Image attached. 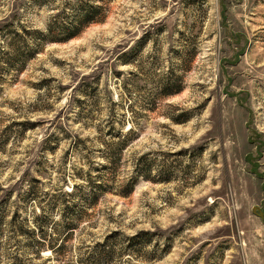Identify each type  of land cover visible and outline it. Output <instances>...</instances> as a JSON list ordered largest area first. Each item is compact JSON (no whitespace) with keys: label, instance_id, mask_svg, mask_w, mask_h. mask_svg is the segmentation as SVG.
I'll return each mask as SVG.
<instances>
[{"label":"rangeland","instance_id":"obj_1","mask_svg":"<svg viewBox=\"0 0 264 264\" xmlns=\"http://www.w3.org/2000/svg\"><path fill=\"white\" fill-rule=\"evenodd\" d=\"M75 1L0 0V27L49 36ZM79 1L106 18L45 44L0 93V264H84L108 241L106 264H264V0ZM109 121L139 134L112 192L59 253L36 255L17 231L39 216L64 238V193H87Z\"/></svg>","mask_w":264,"mask_h":264},{"label":"trees","instance_id":"obj_2","mask_svg":"<svg viewBox=\"0 0 264 264\" xmlns=\"http://www.w3.org/2000/svg\"><path fill=\"white\" fill-rule=\"evenodd\" d=\"M76 1L67 3L66 6L70 10L78 11L79 14L69 18L64 26V30L58 27V23H54L58 31L56 33V31H53L55 28L50 27L49 36L37 30H30L24 25H20L18 28L13 20L11 22H5L0 27V38H2L0 43V93L3 90L6 80L13 79L16 75L22 73L29 61L41 52L45 44L74 39L90 25L100 23L106 18L107 7L98 4L87 5L81 3L79 0ZM60 30L62 33H59ZM176 82V85H171V83L162 85L160 87V95L169 97L180 93L183 89L182 79ZM109 124L107 135L110 136L111 142L105 143V151L103 153L105 162L96 169L95 175L89 173L83 179L88 190L87 193L83 195L79 194L81 193V188L77 185L73 186L71 192L64 193V219L66 218L68 220L64 224V238L47 237L49 231L45 227L44 220L39 216L33 219L34 229L28 226V221L27 224L23 223L17 231L20 236H28L32 240L30 245H35L36 255H39L43 249H51V251L59 253L62 248L60 242L61 244L64 243L65 246L71 240L79 230L87 209L98 203L101 197L112 192L115 173L118 170V163L121 160L122 153L139 134L135 126L131 127L127 133H124L123 129L118 130L115 127V121H109ZM140 174L145 178V175L141 171H138L137 175ZM134 179L136 177L122 187V190L118 192L120 196L129 197L133 194L136 185V180ZM75 198L83 199L86 206L83 209L77 208L76 211H73L71 205L74 203L73 200ZM68 216L72 217L68 218ZM135 239L137 238L133 237L130 240L134 241ZM108 243L109 241L99 244L96 253L93 256H88L84 264H106L108 258L114 256V251ZM1 247L2 245L0 243V250ZM17 261L19 264H22L20 259Z\"/></svg>","mask_w":264,"mask_h":264}]
</instances>
